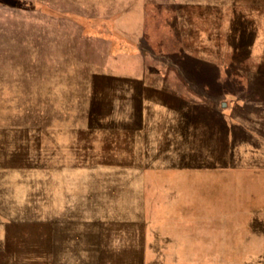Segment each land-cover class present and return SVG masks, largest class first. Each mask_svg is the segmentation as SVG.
I'll list each match as a JSON object with an SVG mask.
<instances>
[{
    "label": "rangeland",
    "instance_id": "1",
    "mask_svg": "<svg viewBox=\"0 0 264 264\" xmlns=\"http://www.w3.org/2000/svg\"><path fill=\"white\" fill-rule=\"evenodd\" d=\"M58 145L0 264H264V0H0V153Z\"/></svg>",
    "mask_w": 264,
    "mask_h": 264
},
{
    "label": "crops",
    "instance_id": "2",
    "mask_svg": "<svg viewBox=\"0 0 264 264\" xmlns=\"http://www.w3.org/2000/svg\"><path fill=\"white\" fill-rule=\"evenodd\" d=\"M64 150V146L58 145L53 151L33 154L14 152L10 154L11 158L9 160L13 161L10 163L7 162L8 153H0L2 154V160H5L0 161V224L35 223L48 225L53 227V235L57 233L55 229H61L58 223L62 222V219H56L53 215L51 217L48 216L44 221H40L38 209L40 207L39 193H48V196H46L47 200L49 202L53 201L52 197L54 195L53 192H55V185L52 178L53 166L49 161L66 159L67 156ZM77 154H81V152L77 151ZM81 156L83 155H77V158H81ZM25 159H34L37 162H19ZM42 160H45L46 164L39 163ZM39 170L45 172V181L38 178ZM18 239L20 237H17L16 234L10 231L0 232V255H7L8 250L11 248H20L17 244H13ZM11 240L13 242H10ZM52 240H55V238L53 237ZM36 246L34 245L33 247L32 245L27 248H31L32 250L37 248ZM25 253L28 255L26 261H24L26 264H47L48 262L46 256H39L38 254L29 252Z\"/></svg>",
    "mask_w": 264,
    "mask_h": 264
}]
</instances>
